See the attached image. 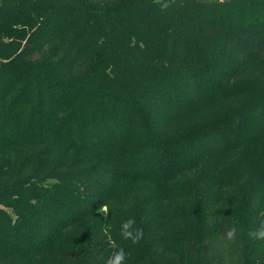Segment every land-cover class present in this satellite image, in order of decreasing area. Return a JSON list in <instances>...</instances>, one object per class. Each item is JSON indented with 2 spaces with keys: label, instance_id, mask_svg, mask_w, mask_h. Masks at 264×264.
I'll list each match as a JSON object with an SVG mask.
<instances>
[{
  "label": "trees",
  "instance_id": "16d2710c",
  "mask_svg": "<svg viewBox=\"0 0 264 264\" xmlns=\"http://www.w3.org/2000/svg\"><path fill=\"white\" fill-rule=\"evenodd\" d=\"M261 230L264 0H0V264H264Z\"/></svg>",
  "mask_w": 264,
  "mask_h": 264
},
{
  "label": "clouds",
  "instance_id": "9594fccd",
  "mask_svg": "<svg viewBox=\"0 0 264 264\" xmlns=\"http://www.w3.org/2000/svg\"><path fill=\"white\" fill-rule=\"evenodd\" d=\"M134 224L135 221L132 219L126 221L122 226V235L124 239L130 240L133 244H136L140 241L143 233L141 229L132 230ZM228 235L231 236L232 232H229ZM258 235L259 237L264 238V230L259 231ZM125 258L124 250L120 249L110 257L109 264H123Z\"/></svg>",
  "mask_w": 264,
  "mask_h": 264
},
{
  "label": "rangeland",
  "instance_id": "374dc122",
  "mask_svg": "<svg viewBox=\"0 0 264 264\" xmlns=\"http://www.w3.org/2000/svg\"><path fill=\"white\" fill-rule=\"evenodd\" d=\"M173 0H154V2L158 5L164 6L169 3H172ZM202 1H208V0H202ZM104 210V209H103Z\"/></svg>",
  "mask_w": 264,
  "mask_h": 264
}]
</instances>
